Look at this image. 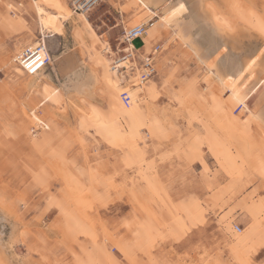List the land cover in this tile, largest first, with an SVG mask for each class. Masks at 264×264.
Returning <instances> with one entry per match:
<instances>
[{"label":"rangeland","instance_id":"1","mask_svg":"<svg viewBox=\"0 0 264 264\" xmlns=\"http://www.w3.org/2000/svg\"><path fill=\"white\" fill-rule=\"evenodd\" d=\"M16 3L0 0V28L6 30L5 39L0 34V201L24 223L37 215V208L42 213L29 226L34 234L29 244L34 264H158L165 260L169 264H241L254 249L258 254L264 243V128L254 121L243 123L248 117L239 104L230 101L226 88L216 82L209 88L179 81L165 87L157 72L150 80L155 95L149 96L140 86L137 67L124 86L133 84L129 89L135 97L132 127L117 117L118 102L116 125L99 120L96 126L81 129V121H93L91 107L95 106L91 100L85 102L84 95L71 98L74 102L62 113L66 120L57 127H36L27 110L35 106L44 88L60 90L63 96L67 72L52 60L45 74L28 76L13 63L22 53L21 46L40 39L33 0ZM120 4L104 0L90 12L94 35L81 31L80 16L69 1V20L60 24L61 31L51 43L46 40L51 53L53 41L56 50L71 49L82 72L100 68L98 93L106 87L104 70L119 61L118 49L127 47L120 42L122 30L150 19L138 7L127 10ZM24 10L35 13L30 16L32 33L14 34L25 24ZM229 13L228 9L225 14ZM243 29L250 38L241 40L240 52L232 51L233 78L240 73L241 59L263 48L258 39H251L258 35L254 30L238 25V30ZM150 32L141 38L146 45L157 38L150 39ZM160 37L165 41L169 35ZM139 40L134 46H140ZM107 47L116 54L105 53ZM260 57L264 58V51ZM30 82L36 89L28 92ZM256 83L242 80L238 90L256 88ZM103 99L111 108V97ZM228 112L238 122L230 121ZM120 133L126 134V143L112 148L106 136L111 134L120 142ZM182 175L187 179L178 183L176 177ZM106 176L113 177L114 183L108 184ZM194 178V197L185 196ZM38 181L44 182L40 198L34 195ZM194 217L204 221L206 241L199 250L189 251L168 237ZM234 225L241 227L240 234L233 231ZM253 230L256 235L248 246L236 245ZM23 231L21 227L19 232ZM11 238V231L6 236L0 225V253Z\"/></svg>","mask_w":264,"mask_h":264},{"label":"snow or ice","instance_id":"2","mask_svg":"<svg viewBox=\"0 0 264 264\" xmlns=\"http://www.w3.org/2000/svg\"><path fill=\"white\" fill-rule=\"evenodd\" d=\"M139 7L147 10L146 18H155V23L150 25L153 31L148 33L150 39L154 36L157 27L161 30L167 29L169 32V37L165 41L155 45L154 53L151 44L143 50L148 55L145 62L154 72L160 74L165 87L177 81L189 87L207 85L210 88L217 81L235 85L237 81L232 79L235 75L233 44L238 45L241 40L246 41L250 38L247 35V29L238 30V25H247L254 30L258 35L251 39H258L260 46L264 47V0H248L246 6H242L240 0H230L227 7L221 0H149ZM228 9L231 12L226 15L225 12ZM135 27L139 29L138 25ZM53 31L59 32L61 29L57 26ZM51 48L53 51L50 58L58 61L59 65L66 69L68 80H71L74 74L83 78L84 73L77 63L79 58L71 54V49L66 52L56 50L55 41L52 42ZM181 77L184 79L181 80ZM98 78L99 74H97ZM103 78L106 87L101 92L95 91V85H93L88 93H80V95L85 96V102L91 100L95 105L91 107L95 120L116 125L121 85L118 79L114 80L111 77L110 70L105 71ZM248 78H255L258 83L264 85V58L251 59V62L247 64V76L239 77L242 80ZM63 92L62 96L60 90L44 88L37 94L39 99L36 100L35 106L27 110V115L34 121L36 127L51 130L57 127L60 121L66 120L62 113L66 105L71 104L70 98H76L77 93L70 88L63 89ZM105 95L110 96L114 102L111 108L103 99ZM233 99L243 108L248 117L243 123L248 124L254 121L264 128V91L257 94L255 87L248 88L241 96L233 88ZM101 109H108V111L104 113ZM109 123H105L104 127H109ZM87 126L96 125L93 121L80 122L81 129ZM125 137L126 134L120 133V142H117L109 134L106 136V141L112 148H120L126 143ZM83 143L81 141V144ZM97 163L103 162L98 160ZM104 179L108 184L114 183V178L111 176H106ZM186 179L187 175L176 177L178 183ZM194 180L195 178L193 187L185 191V196L192 194L194 197L196 191ZM38 185L34 195L40 198L43 195L41 189L44 188V182L38 181ZM41 215L37 208V215L24 223L14 211H9L5 201H0V225L5 229L6 236L8 231L12 233L11 240L3 245L4 251L0 255L4 258L0 259V264H34L29 248L34 234L30 232L29 226L33 225L35 220H39ZM203 223L204 221L200 218H191L187 225L168 239L173 244L183 245L186 250H199L206 241L202 229ZM21 227L24 229L23 232H19ZM17 251L20 252L19 256L16 255ZM254 253L255 249L241 264H264V243L260 245L258 254ZM158 264H169V262L165 260Z\"/></svg>","mask_w":264,"mask_h":264},{"label":"bare ground","instance_id":"3","mask_svg":"<svg viewBox=\"0 0 264 264\" xmlns=\"http://www.w3.org/2000/svg\"><path fill=\"white\" fill-rule=\"evenodd\" d=\"M119 3L121 2L120 6L123 7L124 9H127V10H130L132 8V6H136L138 7L142 13H144L146 15V12L147 10L145 9H142L141 7H139V5L143 4V3H147L149 2V0H117ZM221 2H223V4H225V6H227L230 2V0H221ZM241 2V5L242 6H246L247 3H248V0H240ZM33 7L36 11V14L38 15V23L40 25V39L38 42H35V43H32V44H27L29 45L28 47H20V50L22 51V53L25 51L24 48L26 49H29V48H33V47H36L38 45H41V44H44L45 46H47V43H46V40L52 37H54L56 35V32L57 31H53L54 28H56L57 26L60 27V24L62 22H65L67 20H69V13L67 12L68 11V7H66V4L63 0H33ZM68 8V9H67ZM229 11L231 12V10L229 9ZM71 13V12H70ZM80 16V20L78 21L77 20V23L79 24L80 26V29L81 31L83 32L84 30L86 31H89L90 33L93 32L94 35H95V31L92 29V26H91V22H90V19L88 17V15H85V14H78ZM72 19V18H71ZM150 20H153L155 21V18H150L148 21ZM76 23V22H75ZM155 23V22H154ZM153 23V24H154ZM152 24V25H153ZM76 25V24H75ZM78 26V27H79ZM151 29V32L153 31V28L149 27L147 28V31ZM242 29V28H241ZM146 31V32H147ZM92 34V33H91ZM163 35H169V32L167 29H164V30H161L159 29L158 27L155 29V34L154 36L156 37H160V36H163ZM247 35L249 36L250 34L247 32ZM155 37V38H156ZM141 39V38H140ZM139 40V39H138ZM31 43V42H30ZM241 44V41L239 42L238 45L236 44H233V49L232 51H235V52H240L241 49L238 48L239 45ZM131 47L132 48H136V46H134V43L131 44ZM48 48V46H47ZM264 48V47H263ZM261 49L259 51V53H257V55L253 56V57H250L248 59H241V62H240V65H239V74L237 77L233 78V80L237 81L235 85L231 84V83H220L219 81H217L216 83L219 84V85H222L223 87L226 88V90L228 91L229 93V97H230V101L233 102V103H236V101L233 99V88H235L238 92H239V88L237 86L238 83H240V81H242V79H239V77L241 76H247V64L251 62V59H254L256 57H260L264 51V49ZM104 52H108L110 54H116L115 52H110V50L107 48H104ZM21 53V54H22ZM19 54L18 56H15L13 58V63L16 64L19 68L20 66L16 63L18 57L21 55ZM134 56V59H136V56H135V53L133 54ZM144 58V57H143ZM16 60V61H15ZM121 62L119 63V61H117L116 63H114L111 67H109V70H110V73H111V77L113 79H118L119 83H120V78L122 77L124 79L123 76H126V75H130V74H133L134 71L132 73H130L131 69L129 68L130 66H133L134 69H137L138 65L136 64V60L133 62L131 61V63H128L127 60H122V58L120 57L119 59ZM100 61L102 62L103 65H105V58L103 57V55L101 54V58H100ZM52 64V62H51ZM116 64V65H115ZM51 66V65H50ZM123 66H127L129 69H128V72L123 74V75H119L118 74V71H120L121 67ZM107 68V67H105ZM21 69V68H20ZM22 70V69H21ZM84 70V76L83 78H80L81 76L80 75H76L74 74L73 78L71 80H66L67 82L65 84H63L62 88L65 89L68 87H70V89H73L76 93H77V96L76 98H79V96H82L80 95V92L78 94L77 90H85L88 88V90H90L89 88H93V85H95V88L98 86L100 82L99 78L97 79V74H100V68L99 69H94L93 67L91 68H87L86 70ZM108 70L105 69L104 70V74H105V71ZM23 71V70H22ZM44 71V70H43ZM66 71V69H65ZM86 71V73H85ZM24 72V71H23ZM115 73V74H114ZM17 75H21V74H17ZM104 77V75H103ZM134 77V76H133ZM126 78V77H125ZM104 79V78H103ZM227 79V78H226ZM245 80L246 82H250V81H253V80H256L255 78H248V79H243ZM257 81V80H256ZM141 83V82H140ZM91 84H93L91 86ZM104 84V82H103ZM137 84V83H136ZM254 84V83H253ZM258 86L255 88L256 91H257V94L258 92L260 91V89L264 86L260 83H256ZM138 85V84H137ZM140 85V84H139ZM141 88L145 89L147 91V93L149 94V96H153V90L154 89V85H153V82L151 81H148V82H145V83H141ZM130 87H133V84L131 83H127V86L124 87L123 89H121V92H120V95L122 94V92H127L128 95L130 96L131 98V101H130V104L128 106H126L125 104L122 103V101H119V104H120V108H119V111H118V114H117V117L118 118H123L124 119V122L125 124H127L129 127H132V123L130 122V117H131V112L132 110L134 109V106H135V97L132 95V93L129 91ZM137 87V86H136ZM35 88V85L34 84H31V82L28 84L27 86V90L28 92H31L33 91V89ZM36 89V88H35ZM239 89V90H238ZM87 90V91H88ZM246 90V89H245ZM82 92V91H81ZM84 92V91H83ZM89 92V91H88ZM88 92H84L85 94L88 93ZM244 92H239V94L242 96ZM71 99V98H70ZM83 100V99H81ZM121 100V99H120ZM73 101V99H72ZM71 101V102H72ZM76 101V100H75ZM112 101V100H111ZM74 102V101H73ZM84 103V102H83ZM24 104V103H23ZM71 105V104H70ZM24 106H26L24 104ZM27 107V106H26ZM93 107V106H92ZM241 107V106H239ZM25 108V107H24ZM74 108V107H73ZM88 108V107H87ZM240 110H242V107L240 108ZM90 111V110H89ZM88 113V112H87ZM89 115V114H88ZM91 116V115H90ZM228 116V119L230 118V121H237L238 120L232 115L231 112H228L227 114ZM93 122L94 123H98L99 120H95V118L93 117ZM105 122V121H104ZM260 126V125H259ZM262 129V128H261ZM264 130L262 129L261 130V133L263 132ZM248 149V148H247ZM257 229V228H256ZM234 231V230H233ZM235 232V231H234ZM236 233V232H235ZM236 234H240V233H236ZM256 235V232L253 230V231H250V232H247L245 235H243L236 243V245L238 246H241V247H246L249 245V243L253 240V236ZM255 238V237H254ZM1 245V244H0ZM3 248V247H2ZM4 258V257H3ZM0 259H2V255L0 257Z\"/></svg>","mask_w":264,"mask_h":264},{"label":"built area","instance_id":"4","mask_svg":"<svg viewBox=\"0 0 264 264\" xmlns=\"http://www.w3.org/2000/svg\"><path fill=\"white\" fill-rule=\"evenodd\" d=\"M103 2L104 0H72L71 7L76 14L89 15L92 10H94ZM153 23L154 21L150 20L147 24L138 25V30L136 29V27L124 28L122 30L120 42L127 47L123 50L118 49L116 53L122 58L123 61L127 60L128 63H131V61L134 62L136 60L133 56L136 49L132 48L131 44L136 40L142 38L143 35H145L149 25H152ZM154 52L155 49H153V53ZM50 56V50L47 48V46L41 44L33 48L25 49V51L18 57L17 61H15L28 76H35L51 65L52 59L50 58ZM147 59L148 55H146L139 64V80L141 83L148 82L157 74V72H154L153 69L149 65H147V63L145 62ZM120 62L121 61L119 60V63ZM29 65L31 67H29ZM129 68L131 69L130 73L135 71L133 66H130ZM129 68L127 66L121 67L120 71H118V74L123 75L127 73ZM123 77L129 78L128 75ZM121 101L126 106L130 104L131 98L127 92H122ZM233 230L236 233L242 232V229L239 225H234Z\"/></svg>","mask_w":264,"mask_h":264},{"label":"crops","instance_id":"5","mask_svg":"<svg viewBox=\"0 0 264 264\" xmlns=\"http://www.w3.org/2000/svg\"><path fill=\"white\" fill-rule=\"evenodd\" d=\"M10 1H14V2H17V3H21V2H23V1H29V0H10ZM64 2H65V4H66V6H68L69 7V1H70V3H71V1L72 0H63ZM16 3V4H17ZM25 11V10H24ZM30 12V13H29ZM134 12H135V10H134ZM31 13H34L32 10H26L25 12H24V14L25 15H23L22 16V18L24 19V22H25V24L22 26L23 28H20L19 30H17L14 34H16V33H21V32H24V35H26V34H28V33H32V27H31V21H30V16H31ZM34 15H35V13H34ZM64 22H62V24H63ZM1 24V23H0ZM29 26V27H28ZM18 27V26H17ZM1 29H2V31H1ZM22 29V30H21ZM25 30H29V32H26ZM6 30L4 29V28H0V34H1V36L3 37V35H4V37L2 38V39H5V34H6V32H5ZM59 32H56V35L54 36V37H56L57 36V34H58ZM54 37H52V38H50V40L48 39L47 40V43H51V41H52V39L54 38ZM138 42H140L141 44H140V46H137L136 48H137V50H136V52H134L135 53V56H136V64L138 65V67H139V64H140V62H141V60L143 59V57H145L146 55H147V53H145L143 50L148 46V45H146L145 44V42L143 41V39H141V40H139ZM161 42H163V37H157L156 38V40H152L151 41V45L153 46V49H155V45L156 44H160ZM80 53V52H79ZM18 56V55H17ZM45 72H46V69L44 70V74H45ZM134 74V73H133ZM133 74H130L129 75V78H124V81H123V78L121 77L120 78V85H121V89H123L124 88V86H125V82H127L128 80H130V78L133 76ZM122 79V80H121ZM154 78H152V79H150V80H153ZM149 80V81H150ZM157 82V81H156ZM0 83H1V81H0ZM157 84H159V83H157ZM0 85H2V83L0 84ZM133 90V92H136L137 90H138V88H133L132 89ZM138 92V91H137ZM137 92L134 94V95H136L137 94Z\"/></svg>","mask_w":264,"mask_h":264}]
</instances>
